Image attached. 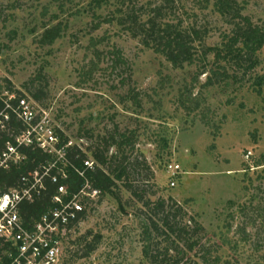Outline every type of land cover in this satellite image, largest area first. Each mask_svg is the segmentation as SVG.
<instances>
[{"label": "rangeland", "instance_id": "374dc122", "mask_svg": "<svg viewBox=\"0 0 264 264\" xmlns=\"http://www.w3.org/2000/svg\"><path fill=\"white\" fill-rule=\"evenodd\" d=\"M235 1L243 16L264 27V0ZM213 2L0 0V80L23 93L37 116L93 164L88 148L103 137L124 133L131 144L117 151L130 165L125 182L131 189L117 181L112 193L84 201V217L61 234L55 264H149L142 253L146 219L160 221L144 202L157 200L171 212L180 206L176 219L182 224L195 218L204 228L202 242L221 246L222 257L264 264V84L260 94L252 84L255 76L264 78V46L260 63L242 79L201 89L202 109L186 112L177 101L197 75L198 90L203 68H216L203 50L219 46L230 30V18ZM156 6L160 26L167 22L190 34L192 64L174 68L152 42L144 45L140 26ZM57 21L66 24L61 36L40 45L44 26ZM116 51L119 65H113ZM168 162L180 166L174 177ZM150 238L153 246L165 243L164 235ZM87 243L94 249L87 252Z\"/></svg>", "mask_w": 264, "mask_h": 264}, {"label": "trees", "instance_id": "16d2710c", "mask_svg": "<svg viewBox=\"0 0 264 264\" xmlns=\"http://www.w3.org/2000/svg\"><path fill=\"white\" fill-rule=\"evenodd\" d=\"M109 1L124 4L131 3L133 0H95L97 6H100L102 2ZM213 6L220 15L230 18L231 27L228 33L222 35L219 46L206 47L203 50L202 57H206L207 53L213 55L216 68L210 67L201 70L199 74L205 73V80L199 84L196 92L194 89L199 82L198 75L178 92V105L186 112L202 109L204 99L201 89L227 80H240L260 63L258 52L264 46V27L254 24L249 17L243 16L235 0H214ZM159 9L158 6L153 8L155 13L140 26L141 31L145 32L144 45L148 46L152 42L154 51L161 53L174 68L192 64L195 56L192 52L190 34H186L176 25L167 22L160 26L156 20ZM129 20L137 23V18L133 20L129 16ZM120 23H124L123 20ZM99 25L100 22H97L95 27L97 28ZM65 28L66 24H62L60 21L50 26H44L38 43L51 45L61 36V32ZM193 34L197 35L195 31ZM119 54V51L114 52L113 65L122 63ZM8 83V81L5 82L6 87L12 90ZM252 84L257 86L255 91L260 94V87L264 84L263 76H255ZM14 92L19 96H25L19 91L14 90ZM32 96L38 98L37 93H33ZM130 97L136 105L140 104L136 94H131ZM200 120L204 125L208 124L203 114ZM22 129V123L9 113L6 128L0 130V151L7 141L13 143L14 136L19 134ZM55 133L58 139L56 147L63 148V160L57 159L55 154L46 153L30 144L19 148L21 157L17 162L10 164L6 169L0 168V193L10 188L20 187L22 176H26L30 182L29 173L36 171L38 175H41L42 186L38 193L34 194L31 200H21L17 205L21 225L28 231L33 230L34 224L44 212L59 207L60 204L54 201V197L58 195L57 188L60 185L65 187V193L59 195L62 202L68 201L86 181L92 188L98 190L99 197L112 193L113 188L117 186V181L125 183V187L131 189V186L126 185L125 182L129 176L130 165L125 162L124 155L117 156L119 148L127 144L131 145L129 136L120 133L116 137V134L111 133L89 147L88 150L90 149V155L94 160L92 168L89 169L83 165L84 160L88 159L87 153L75 144L67 145L68 138L59 130H56ZM111 147L117 150L109 154ZM259 161L257 160L256 165L260 164ZM45 168H48V171L43 174ZM77 170H82L83 176L79 175ZM52 176L57 177L56 182L51 180ZM131 192L136 194V190ZM138 199L143 198L138 196ZM144 205L153 210L154 214H158L160 221V224L155 222L151 216H147L146 219L147 229L142 253L149 264H239L238 261L222 257L218 251L221 246L218 244L202 242L204 228L195 218L189 217L188 222L183 224L177 220L179 213H183L180 206H176V210L171 212L165 208V200L145 201ZM84 214L85 210L79 212L77 219L69 223L67 228L79 222ZM151 233H154L155 237L164 235L165 243L162 247L153 246V239L150 238ZM92 249H94L92 243H87V252ZM10 252L11 256H9ZM14 255L15 246L0 239V264H10Z\"/></svg>", "mask_w": 264, "mask_h": 264}, {"label": "built area", "instance_id": "2783aa9c", "mask_svg": "<svg viewBox=\"0 0 264 264\" xmlns=\"http://www.w3.org/2000/svg\"><path fill=\"white\" fill-rule=\"evenodd\" d=\"M9 113L22 123L23 129L14 136L13 143L7 141L0 151V168L6 169L10 164L17 162L21 157L19 148L30 144L63 160V148L56 147L57 135L46 118L38 117L33 104L26 96L17 95L0 80V130L6 128ZM69 144L70 142L67 145ZM249 154L250 152L246 157ZM83 165L91 169L93 162L86 159ZM166 170L170 177H174L180 172V166L175 162H168ZM47 171L48 168H45L43 174ZM77 172L83 176L82 170ZM29 177L30 182L26 176H22L20 187L0 193V239L15 246V255L10 264H55L62 232L67 229L69 223L77 219L78 213L84 210L83 200L96 198L98 190L86 181L76 194L68 201L62 202L59 195L65 193V187L58 186V195L54 197V201L59 202V207L44 212L34 224L33 230L28 231L21 225L17 205L21 200H31L42 186L41 175L36 171L29 173ZM56 179V176L51 177L53 182H56ZM170 184L174 185V182L171 181ZM11 254L10 252L9 256Z\"/></svg>", "mask_w": 264, "mask_h": 264}]
</instances>
